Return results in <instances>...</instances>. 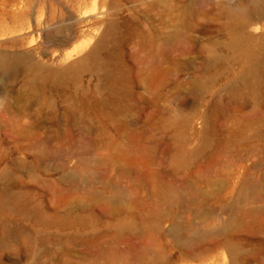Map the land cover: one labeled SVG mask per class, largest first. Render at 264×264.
I'll return each instance as SVG.
<instances>
[{
	"label": "rangeland",
	"instance_id": "374dc122",
	"mask_svg": "<svg viewBox=\"0 0 264 264\" xmlns=\"http://www.w3.org/2000/svg\"><path fill=\"white\" fill-rule=\"evenodd\" d=\"M0 264H264V0H0Z\"/></svg>",
	"mask_w": 264,
	"mask_h": 264
}]
</instances>
